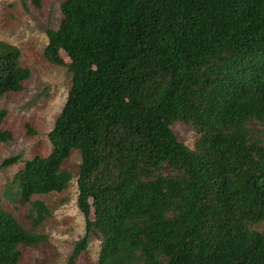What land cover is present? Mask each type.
Returning a JSON list of instances; mask_svg holds the SVG:
<instances>
[{"label":"trees","instance_id":"16d2710c","mask_svg":"<svg viewBox=\"0 0 264 264\" xmlns=\"http://www.w3.org/2000/svg\"><path fill=\"white\" fill-rule=\"evenodd\" d=\"M60 11L43 55L63 65L66 54L71 84L50 152L13 175L21 200L65 189L76 149V205L100 237L98 264H264V231L250 228L264 223V143L251 124L264 125V0H63ZM19 58L0 40V95L29 78ZM5 116L0 143L12 139ZM175 121L195 129L193 148ZM32 205L39 223L47 209ZM44 239L0 205V264Z\"/></svg>","mask_w":264,"mask_h":264},{"label":"rangeland","instance_id":"374dc122","mask_svg":"<svg viewBox=\"0 0 264 264\" xmlns=\"http://www.w3.org/2000/svg\"><path fill=\"white\" fill-rule=\"evenodd\" d=\"M63 0H0V40L20 49L19 63L30 71L22 82V89L0 95V108L6 110L1 128L10 132L12 139L0 143V162L19 155L20 160L10 166L0 167V205L11 213L26 230L45 235L35 246L19 244L16 264H64L72 253L74 243L87 233L86 249L75 264H98L100 237L86 230L85 218L76 205L79 151L73 149L63 161L62 168L72 175L67 187L60 192L33 194L29 201H22L13 175L22 168L23 162L34 156H46L51 150L48 132L58 116L71 84L64 52L63 65L47 61L43 55L47 43L46 29H56L61 20L60 6ZM261 129L264 143V125L251 122ZM171 129L177 139L193 148L197 137L195 129L184 122L175 121ZM164 174L172 171L163 168ZM33 201H41L47 214L39 223ZM251 229L264 231L259 222Z\"/></svg>","mask_w":264,"mask_h":264}]
</instances>
